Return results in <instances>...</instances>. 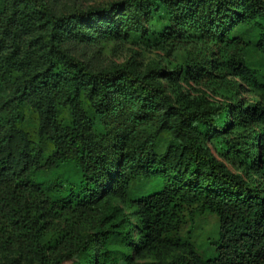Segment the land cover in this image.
<instances>
[{
    "label": "trees",
    "instance_id": "1",
    "mask_svg": "<svg viewBox=\"0 0 264 264\" xmlns=\"http://www.w3.org/2000/svg\"><path fill=\"white\" fill-rule=\"evenodd\" d=\"M22 25L44 41L22 51ZM75 37L167 45L185 61L172 73L95 71L64 49ZM251 46L264 56V0H120L70 14L0 0L4 264H264V82ZM166 76L227 96L175 105Z\"/></svg>",
    "mask_w": 264,
    "mask_h": 264
},
{
    "label": "rangeland",
    "instance_id": "2",
    "mask_svg": "<svg viewBox=\"0 0 264 264\" xmlns=\"http://www.w3.org/2000/svg\"><path fill=\"white\" fill-rule=\"evenodd\" d=\"M116 1L120 0H45L51 9L62 14H70L76 10L85 11L92 7H105ZM19 32L22 39L20 45L22 51L27 48L31 41H44V33L40 29H28L22 25ZM63 47L70 55L86 62L95 71L131 63L140 71L157 64L166 69L168 73H172L176 67L184 64L186 55L184 52L175 51L167 45L155 47L150 42L142 41L139 43H120L115 41H87L75 37L66 40ZM247 51L246 56L249 64L262 73L261 81L264 82V56L253 46ZM162 83L166 86L175 105H177L176 102L180 95L195 105L202 100L219 103L227 96L222 92H213L204 86L196 85L187 77L180 76L172 79V77L166 76ZM244 97L251 103L259 102V97L250 92H245ZM24 127L31 141L35 145H39V113L36 111L26 112ZM170 141L171 136L164 132L161 133L158 138V151L164 152ZM219 159L221 162L227 163L224 157H219ZM64 171L71 176L76 172L73 168H67ZM13 257L14 255L11 253L0 254V264L10 261Z\"/></svg>",
    "mask_w": 264,
    "mask_h": 264
}]
</instances>
